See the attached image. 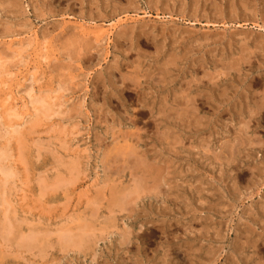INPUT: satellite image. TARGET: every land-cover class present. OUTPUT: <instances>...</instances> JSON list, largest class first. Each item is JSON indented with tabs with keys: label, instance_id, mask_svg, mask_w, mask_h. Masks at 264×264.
I'll list each match as a JSON object with an SVG mask.
<instances>
[{
	"label": "rangeland",
	"instance_id": "obj_1",
	"mask_svg": "<svg viewBox=\"0 0 264 264\" xmlns=\"http://www.w3.org/2000/svg\"><path fill=\"white\" fill-rule=\"evenodd\" d=\"M0 264H264V0H0Z\"/></svg>",
	"mask_w": 264,
	"mask_h": 264
},
{
	"label": "bare ground",
	"instance_id": "obj_2",
	"mask_svg": "<svg viewBox=\"0 0 264 264\" xmlns=\"http://www.w3.org/2000/svg\"><path fill=\"white\" fill-rule=\"evenodd\" d=\"M185 99V98H184ZM191 101V100H190ZM184 111V110H183ZM185 112V111H184ZM134 151V150H133ZM131 152V151H130ZM139 152V151H138ZM127 154H128V152H127ZM122 155V154H121ZM125 155V154H124ZM144 155H145V153H144ZM126 157V156H125ZM132 157V156H131ZM141 160H142V158H141ZM144 161V160H143ZM133 162V161H132ZM127 163V162H126ZM139 163V162H138ZM140 163H142V161H140ZM144 163V162H143ZM136 164V163H135ZM150 165H151V163H150ZM152 167V166H151ZM156 168V167H155ZM115 169V168H114ZM153 169V168H152ZM125 170V169H124ZM137 170V169H136ZM145 170H147V169H145ZM145 170H144V172H145ZM117 171H119V170H117ZM116 171V172H117ZM119 173V172H118ZM147 174V173H146ZM149 175V174H148ZM161 175V174H160ZM151 179V178H150ZM154 179H155V177H154ZM157 181V180H156ZM136 183V182H135ZM150 185V184H149ZM149 187V186H148ZM207 255V254H206Z\"/></svg>",
	"mask_w": 264,
	"mask_h": 264
}]
</instances>
